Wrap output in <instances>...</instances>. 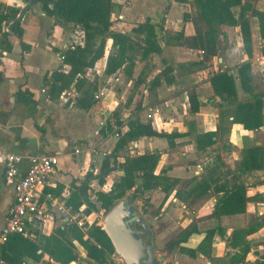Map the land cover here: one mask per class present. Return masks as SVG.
<instances>
[{"label": "crops", "instance_id": "1", "mask_svg": "<svg viewBox=\"0 0 264 264\" xmlns=\"http://www.w3.org/2000/svg\"><path fill=\"white\" fill-rule=\"evenodd\" d=\"M112 3V30L129 36L135 46L143 35L134 33L133 29L149 20L155 26L161 52L148 56H142L140 52L141 55L133 59L128 49L127 63L115 74L105 76L103 71L107 57L116 53L112 40L107 39L103 56L92 68H86L74 77L59 95L50 96L51 75L54 72L67 75L70 71V66L60 61L59 55L70 42L80 35L84 38V35L77 33L72 24H64L48 16L41 3L32 5L22 16L20 36L12 33L8 25H3L0 40L2 33H7L11 50L0 51V151L19 156L39 154L57 157L58 166L43 194H49L65 204L74 180H82L88 172L99 174L102 163L99 151L108 149L109 155L117 142L114 132L125 133L128 122L134 119L132 114H136L138 118L135 119L150 122L156 132L172 134L169 139L143 137L126 149L127 153L132 148L137 155L156 152L159 156L154 174L160 175L162 185L143 193L146 198L154 194L167 197L163 205L164 215L149 223L145 221L152 230L153 245L155 243L158 249H166L165 244L169 240L195 223L198 234L191 236L184 246L196 249L205 231L220 228L221 232L213 237L209 256L197 252L191 258L179 251L174 253L181 254V258L176 259L178 262L188 264H230V258L239 253V249L229 245L233 232L253 227L254 231L245 238L252 246L243 261L253 264L264 262V40L260 38L257 19L249 17L250 11L247 12L250 56L244 49L239 27H219L217 41L223 40L224 46L221 51L217 45L214 69L230 75L235 88L234 95L220 101L211 86L210 69L202 61L200 44L197 47L189 45L191 38L206 29L196 18L191 3L182 4L175 0H112ZM245 4L264 11V0H242V5ZM2 6L23 9L25 3L22 0H0ZM159 10L163 14L157 20L155 16ZM235 12H239V7L235 8ZM185 14L188 15L184 20ZM185 40H189V44H184ZM23 44L30 47L29 51L22 50ZM111 49L114 51L110 52ZM246 62L250 69L241 81L238 70ZM167 66L173 71L174 82L169 86L160 82L152 87V80ZM102 80L106 82L104 87L99 85ZM60 84L57 83V86ZM99 92L104 96L94 100ZM18 94L26 95L28 102L20 101ZM255 95L263 96V125L254 131H247L233 123V113L237 103L251 101ZM190 97L199 104L196 113L190 111ZM80 98H86L83 105L87 109L78 104ZM143 114H146L145 121ZM148 115L151 117L148 118ZM115 116L122 123L120 127L114 126ZM108 126L112 131L101 134V128ZM209 132L215 133V143L211 147L198 142L199 136ZM75 149L80 151L79 155L74 154ZM253 149L257 150L256 160H249V169L245 171L242 162L247 152ZM121 162L123 158H120ZM27 165L26 161L20 165L19 175L25 172ZM255 165L258 167L255 168ZM118 170L110 175L118 174ZM119 175L121 177L123 172ZM200 181L210 182L207 193L183 201ZM234 185L245 186L243 213L213 217L217 198ZM105 186L106 182L103 186L95 180L90 182L94 191H101ZM13 200V187L5 184L0 162V228ZM170 201L174 205L169 206ZM180 207L187 213L189 210L194 219L184 216V220L174 222L172 215L179 212ZM82 210L79 209V212ZM65 224L57 221L50 232L35 234L50 236L58 226L65 228ZM166 227L173 228L174 233L169 239L164 237ZM79 229L87 230L85 227ZM35 234L24 238L36 242ZM73 242L78 257L86 259L85 251ZM172 254L165 256L167 261L172 259ZM87 261L89 263H81L94 264L88 258ZM25 263L53 264V261L43 255L39 262L26 258ZM0 264L5 263L0 259Z\"/></svg>", "mask_w": 264, "mask_h": 264}, {"label": "trees", "instance_id": "2", "mask_svg": "<svg viewBox=\"0 0 264 264\" xmlns=\"http://www.w3.org/2000/svg\"><path fill=\"white\" fill-rule=\"evenodd\" d=\"M25 7H0V31L3 25H8L12 33L20 36L21 34V17L30 10L35 3L42 4V10L51 17L64 24H72L77 33L83 34V45H76L73 50L67 49L62 52L64 63L70 66L67 75L54 72L51 75L52 83L50 84V96L59 95L68 88L71 80L83 73L84 69L92 68L94 64L104 54V40L98 39L106 34L116 47V53L109 55L106 60L103 74L111 76L115 74L122 66L127 63L126 51L134 46V42L129 36L120 34L112 30L111 16L114 13V4L112 0H22ZM182 4H190L194 10L196 18L205 25V31L191 38L189 45L197 47L200 44L203 50L202 61L210 69L211 86L214 94L222 100L235 94L233 78L226 72H218L214 69L216 57L218 53L217 38L218 28L221 25L229 27H239L243 46L248 54L251 55V39L249 28V17L256 18L258 22L259 35L264 40V11L253 9L250 5H242V0H175ZM254 1V0H253ZM239 7V12H235V8ZM250 11L249 17L247 12ZM188 14L184 15V20ZM136 34L143 35L140 43L135 44L140 50L142 56L149 54H159L160 47L157 45V36L155 26L146 20L133 29ZM8 34L2 33L0 40V51L11 50V45L7 40ZM98 40V43L96 42ZM183 44V45H184ZM23 51H29L30 47L21 45ZM250 66L244 63L238 70L241 81L247 75ZM172 69L167 66L152 80L151 86L155 87L160 82L171 85L174 82ZM61 83L57 86V83ZM261 97L255 95L251 101L240 102L236 104L233 113V123L239 124L247 131H254L263 125L261 115ZM20 101L28 102L26 95L18 94ZM190 100V111L196 113L199 104ZM86 98H80L78 104L87 109L83 102ZM220 107L223 105L220 104ZM223 113L220 114V116ZM122 125L118 117L115 116V127ZM128 130L121 134L118 130L117 142L112 152L102 160L99 174L88 172L82 180H74L72 190L65 204L71 207L74 212L81 211V216H87L103 212L107 213L124 197L131 192L130 200H135L143 196L144 191L156 189L162 183L160 175L154 174L159 156L156 152L144 153L130 157L127 155V147L133 142L143 137L155 138H171L172 134L156 132L150 122H141L139 119H132L128 122ZM112 131L108 126L106 129L101 128L100 133L106 134ZM215 133L209 132L199 136L198 142L204 143V146L211 147L214 145ZM257 150H249L242 162L243 169H249V160H256ZM123 158V162H119ZM116 165V166H115ZM258 166L255 165V168ZM116 169L123 172V175L114 182L108 192L94 191L90 187L91 181H97L100 186L106 182V177ZM210 188V182L200 181L193 186L186 198H198L207 193ZM245 186L234 185L222 192L217 198L215 212L213 217L219 218L221 215H235L243 213L246 203ZM179 197V196H178ZM181 198V197H180ZM183 199V198H182ZM58 226L50 236H42L35 234L36 242L25 239L21 235H14L2 247L0 259L5 264H26L25 259L30 258L39 262L43 255H47L53 264H82L79 261L74 242H77L85 251L86 257L94 262V264H119L113 259L115 254L114 248L102 230V226H98L96 222L87 227L86 231L79 229L76 223H66ZM87 225L84 224V227ZM254 231L253 227L246 230H236L233 232L229 245L233 249H239V253L234 254L230 258V264H238L242 262L250 251L251 244L245 238ZM221 232L220 228L209 229L204 232V238L196 249L186 248L184 245L191 236L198 234L195 223L190 224L187 228L178 233L174 238L165 244L168 254L179 251L191 258L195 257L198 252L202 255L209 256L211 244L214 235ZM70 236V238L68 237ZM41 250V254L37 252ZM255 264H264L263 261H256Z\"/></svg>", "mask_w": 264, "mask_h": 264}, {"label": "built area", "instance_id": "3", "mask_svg": "<svg viewBox=\"0 0 264 264\" xmlns=\"http://www.w3.org/2000/svg\"><path fill=\"white\" fill-rule=\"evenodd\" d=\"M77 44L83 45L81 35L70 42L66 50H73ZM59 59L64 61L62 53ZM103 96V93L99 92L94 96V100H100ZM150 117L148 115V118ZM115 137L118 135L116 134ZM73 152L75 155L80 154L78 149ZM24 161L28 164L27 168L22 175H19V167ZM0 162L3 165L5 184L13 187L14 193L13 203L5 223L0 228V248L14 235L30 238L35 233L50 232L57 221L76 223L78 227H84V217L79 211L74 212L71 207L53 199L49 194H43L50 176L58 166L57 157L39 154L19 156L0 151ZM238 264L253 263L242 261Z\"/></svg>", "mask_w": 264, "mask_h": 264}, {"label": "water", "instance_id": "4", "mask_svg": "<svg viewBox=\"0 0 264 264\" xmlns=\"http://www.w3.org/2000/svg\"><path fill=\"white\" fill-rule=\"evenodd\" d=\"M102 230L124 264H163L153 245L151 228L130 199L123 198L107 213Z\"/></svg>", "mask_w": 264, "mask_h": 264}, {"label": "rangeland", "instance_id": "5", "mask_svg": "<svg viewBox=\"0 0 264 264\" xmlns=\"http://www.w3.org/2000/svg\"><path fill=\"white\" fill-rule=\"evenodd\" d=\"M190 13L192 14L193 13V10L190 9ZM162 14H163V11L159 10L157 12V15L155 16L157 20H159L160 18H162ZM189 14V15H191ZM218 37H219V34H220V29L218 28ZM103 40H104V47H105V43H106V40L107 39H110L106 34H104L102 37H101ZM217 45H218V48L222 51L223 50V40H218L217 41ZM114 51V49H111L110 52ZM129 52L131 54V57L134 59L136 58L137 56L136 55H141L140 54V50L136 47V46H133L132 48H129ZM114 54V53H112ZM141 57V56H140ZM98 83V82H97ZM97 85V84H96ZM100 87H104L106 86V82L104 80L101 81V83L99 84ZM97 88V86L95 87ZM130 89V88H129ZM116 89H114L115 91ZM117 98H119V95L117 94L116 95ZM122 105V104H121ZM121 111V110H120ZM149 111V110H148ZM113 112V111H112ZM147 113V112H146ZM132 117L135 119V118H138V116L136 114H132ZM142 117V116H141ZM144 121L145 119L147 120L146 118V114H143V118H142ZM109 133V132H108ZM108 149H105V151H99V153L101 154L100 155V160L102 161V159H104L105 157L108 156V153H107ZM129 156H133L135 155V151L134 149H129L128 150V153H127ZM137 155V154H136ZM120 162V160H119ZM116 166V165H115ZM118 174L114 173L113 175H108L106 177V186L101 188V191H109V186L111 185V183L114 181H118V179L120 178V175L122 173V171H119L117 172ZM122 176V175H121ZM97 189H99V187L97 185H95ZM131 192L127 193L124 197L128 198L131 196ZM166 200H167V197H163L161 195L158 196V194H154L152 196H150L149 198H146L143 194V196L141 198H137L135 200H131L132 204H134L138 210L142 211L143 212V218L145 219L146 222H152L154 220H157L160 218L161 215H164L163 213V205L166 203ZM172 206L174 205L173 202H169V206ZM189 213H187V211H183L182 208L180 207V211H176V213L174 215H172V218L174 220V222H178V220H181L182 219L184 220L185 217H189V218H192L193 217V214L188 210ZM185 216V217H184ZM104 213L103 212H99V213H94V214H91L89 216H87L86 218H84V224L89 226V222L91 224H93L94 222H96V224L98 226H102L103 225V220H104ZM194 218H192L193 220ZM88 221V223H87ZM87 226L85 228H87ZM203 227L205 228L206 225L204 224ZM164 237H167V239H169L172 235L173 232V228H169V227H166L164 229ZM70 238V236H68ZM174 237V236H173ZM154 245L156 246V244L154 243ZM76 249V248H75ZM156 251H157V256H158V259H162V262L163 264H188V263H183V262H178L176 259H179L181 258V254L179 253H173L171 255L169 261H167V259L165 258V256H169L170 254H168L167 250L166 249H158L157 246H156ZM76 252L78 254V251L76 249ZM113 259L119 263V264H124L122 262V260H120V258H118L116 255H113L112 256ZM79 258V261L82 262V263H85V262H88L87 261V258L85 259V257H78ZM176 260V261H175ZM89 263V262H88Z\"/></svg>", "mask_w": 264, "mask_h": 264}]
</instances>
